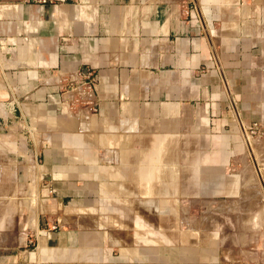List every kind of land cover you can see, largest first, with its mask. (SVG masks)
Masks as SVG:
<instances>
[{"label":"crops","instance_id":"0c3cea01","mask_svg":"<svg viewBox=\"0 0 264 264\" xmlns=\"http://www.w3.org/2000/svg\"><path fill=\"white\" fill-rule=\"evenodd\" d=\"M170 189L224 228L80 227ZM158 263L264 264V0H0V264Z\"/></svg>","mask_w":264,"mask_h":264},{"label":"rangeland","instance_id":"374dc122","mask_svg":"<svg viewBox=\"0 0 264 264\" xmlns=\"http://www.w3.org/2000/svg\"><path fill=\"white\" fill-rule=\"evenodd\" d=\"M216 16L217 17L215 19V26L219 27L221 20L224 19V14L218 13L216 14ZM206 71V68L201 67L198 70V73H204ZM92 83L96 84L95 81ZM222 89L223 92L226 93V88L224 85H222ZM89 110H85L83 112H87L88 116L90 115L91 118L95 116V114H97L98 112L97 108H92ZM78 111V108L71 109L69 111V116H74L78 114ZM249 130H253L254 133H250ZM257 131L258 129L254 130L252 129V127L246 128V131L243 134L245 137L248 138V136L254 135L255 133H257ZM221 144L225 145V141L213 142L208 140H202L200 142H197L196 147L204 150L214 148L217 145L220 146ZM191 146H193L192 142H185L186 148H189ZM106 159L112 164V158ZM169 191L171 194L169 195L167 201L163 203L161 199V190H154V195H150V198L148 199H146L145 194H140V191L137 190V195L135 197L132 196V199L131 197H127L128 200H131L132 202L120 205L121 212L115 213L112 210L113 204H105V212L104 214H100V218L98 220H91L89 224H85L80 227L84 229H92L93 227L97 229L100 228V230L104 232L110 231L112 236L113 234L116 236V234L119 232L122 233V236H125L130 234L131 230L135 231L137 229L138 234L140 233L139 235L142 234L144 236L146 232H151V230H148V224L150 225L149 227L155 228L154 233L148 236V240L153 241L152 245L154 246V249L166 248L167 252L176 251L178 244L181 242H183L182 245H191L194 244V242L196 241H201L202 236L200 235V231L198 229L202 227L210 228L212 226L213 228H215L214 231H218L217 228L220 227L222 229L224 228L225 220L219 221L218 218H220L219 215L224 218L226 213L225 205L213 204L210 206L209 204H205L204 202L200 204H195V202H193L194 199L188 196H183L179 198L177 195V189H170L168 190V192ZM174 192H176L175 196H173ZM32 197V190H30V199L27 200V206L29 207L34 206V200ZM147 200L151 201L152 203L150 202L147 204ZM147 213L149 214V216L153 217V219H144L141 223L137 220L139 226H136V217L143 218L146 216ZM163 213L164 216L172 219L162 220L161 217H163ZM75 226L77 227L76 224ZM196 230H198L197 234L194 233ZM160 234L165 235L166 241L162 238V235ZM143 245H145V242L139 241L137 243L138 247Z\"/></svg>","mask_w":264,"mask_h":264},{"label":"built area","instance_id":"2783aa9c","mask_svg":"<svg viewBox=\"0 0 264 264\" xmlns=\"http://www.w3.org/2000/svg\"><path fill=\"white\" fill-rule=\"evenodd\" d=\"M24 1H26V2H36V3H40V4H46V3H48V4H54V3H57V2H62V1H64V0H24ZM241 128H242V131H243V133L246 131V128H244V127H242L241 126ZM256 128H257V126L255 125L254 127H252V129H254V130H256ZM249 132L250 133H254V131L253 130H249ZM56 228V225H52L51 226V229H55ZM30 243H32V242H30Z\"/></svg>","mask_w":264,"mask_h":264},{"label":"bare ground","instance_id":"6f19581e","mask_svg":"<svg viewBox=\"0 0 264 264\" xmlns=\"http://www.w3.org/2000/svg\"><path fill=\"white\" fill-rule=\"evenodd\" d=\"M246 179H247V178H246ZM246 179H245V180H246ZM247 180H248V179H247ZM247 180H246V182H247ZM252 180H253V179L251 178V181H252ZM251 181H250V182H251ZM248 182H249V181H248ZM250 182H249V183H250ZM255 182H256V181H255ZM245 184H246V183H245ZM243 185H244V184H243ZM217 207H218V206H217ZM217 207H216V208H217ZM219 207H221V206H219ZM225 208H226V207H225Z\"/></svg>","mask_w":264,"mask_h":264}]
</instances>
